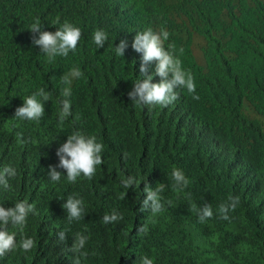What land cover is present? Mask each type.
<instances>
[{
	"label": "trees",
	"instance_id": "trees-1",
	"mask_svg": "<svg viewBox=\"0 0 264 264\" xmlns=\"http://www.w3.org/2000/svg\"><path fill=\"white\" fill-rule=\"evenodd\" d=\"M36 18L42 31H56L59 25L51 24L56 19L79 27L76 50L50 63L32 43L39 33L28 28ZM148 28L169 32L164 47L171 45L182 68L192 74L198 100L182 88L176 89L180 98L167 107L140 106L125 98L126 80L141 62L131 41ZM97 29L108 36L98 49L92 40ZM121 39L128 47L124 56H117L114 46ZM154 67V62L149 65L150 73ZM73 68L83 75L72 79L67 97L71 115L60 125L57 114L66 87L62 77ZM159 80L157 76L153 82ZM40 88L51 93L43 102L44 116L23 122L7 117L9 130L0 128L4 136L23 141L30 170H41L49 158L58 165L56 149L73 131L95 136L104 145L103 164L92 179L81 175L63 184L80 196L97 193L122 201L116 209L126 212L124 203L132 202L135 192L146 195V184L153 190L163 184L170 199V171L180 169L195 191L190 198L181 197L182 209L207 203L213 217L200 223L195 214L179 221L184 224L180 230L188 233L183 242L164 248L181 249L168 264L183 257L264 264L249 247V240L258 236L264 243V0H0L1 100L7 106L8 98L23 99ZM128 176L139 186L124 188L121 180ZM229 197H238L239 203L228 213L230 219L223 220L219 205ZM161 212L154 227L163 220L168 224L166 213L173 217L169 207ZM83 226L91 234L98 230L94 220Z\"/></svg>",
	"mask_w": 264,
	"mask_h": 264
},
{
	"label": "clouds",
	"instance_id": "clouds-1",
	"mask_svg": "<svg viewBox=\"0 0 264 264\" xmlns=\"http://www.w3.org/2000/svg\"><path fill=\"white\" fill-rule=\"evenodd\" d=\"M51 24L59 25L56 31H42V24L39 18L30 25L28 30L32 33H39L38 38L33 35L32 43L38 45L41 52L47 55L48 61L51 63L56 57H67L69 52H74L81 39V30L69 22L60 24L59 19L54 20ZM169 38V32L161 29L159 32H154L151 28L142 32H136L131 41V48L140 53L139 71H135L133 77L136 81L132 82V89L127 93L131 101L140 106H161L167 107L174 101L178 100L179 94L177 88L186 89L192 94L193 99L198 100L199 96L195 94V82L192 74L182 68L181 60L173 53L171 45L169 50H166L165 41ZM107 34L100 29H97L92 34L93 43L96 49L104 47L107 41ZM128 47L126 39H121L119 44L114 46V51L117 56H124L125 49ZM183 52V49H180ZM155 63L154 73H149V65ZM83 73L79 68H73L62 77V82L66 85L62 89V96L65 99L60 101L62 107L58 112V123L63 125L64 121L71 115V104L67 97L71 96L72 79L79 78ZM153 75L160 78L159 82H152ZM51 93L40 88L35 93L23 98V104L15 109L14 117L19 120L39 121L44 116V101L50 100ZM8 116L5 110L0 112V128L1 130H9V125H4V121ZM18 139L22 134H17ZM4 135L0 131V140ZM5 142L9 145V149L17 146L18 142L12 135L5 136ZM22 142V141H21ZM104 145L97 141L95 136H85L79 131H73L67 135V139L56 149V156L59 157V163L56 166L49 165L48 175L53 182H58L61 179L62 173L57 171L61 168L66 172L68 182L72 183L81 175L86 179H92L96 173L98 165L103 164L101 153ZM16 170L11 166H5L0 169V187L9 188V178L15 177ZM171 177L174 181V187L181 190L182 198H190L185 189L189 181L184 176L180 169H173ZM123 187L128 189L130 186H136V180L132 176L121 180ZM164 185L161 184L153 190L147 184L143 191L146 193L135 192L132 198V204H139L141 211L150 210L153 214H157L163 210L160 193L164 191ZM140 194V196H139ZM126 195V193L124 194ZM201 196V193H197ZM139 196V197H138ZM138 197V198H137ZM123 198V196H121ZM136 198L135 200H133ZM239 203L238 197H229L226 203L219 205L220 218L229 220L228 213L234 211ZM171 205V202L168 203ZM62 207L67 212L69 222L80 220L84 215L83 201L79 198L69 196ZM34 205L26 201H18L14 207L4 208L0 206V264H27L21 260L12 262L9 253L17 247L15 233L8 231V226L13 225L23 228L26 224L27 217L30 213L35 214ZM193 212L198 216L200 223H204L206 219L213 217V211L209 204H204L202 207H193ZM123 219L122 215L113 212L105 214L102 217L104 223H113ZM146 234L147 227L141 226L135 229L134 223H130L121 234V244L108 245L109 260L113 262L118 259L119 264H126L125 258L137 250L138 234ZM170 228L164 222L155 226L149 233L150 239H145L144 250H157L162 246L168 235ZM59 240L66 244L67 234L60 232ZM86 237L77 235L71 246L66 248V251L81 256L85 253L81 252L86 242ZM35 241L31 238H25L20 241L19 247L24 251H30L34 247ZM74 264H80V259H75ZM140 264H153V260L147 256L141 257Z\"/></svg>",
	"mask_w": 264,
	"mask_h": 264
},
{
	"label": "bare ground",
	"instance_id": "bare-ground-1",
	"mask_svg": "<svg viewBox=\"0 0 264 264\" xmlns=\"http://www.w3.org/2000/svg\"><path fill=\"white\" fill-rule=\"evenodd\" d=\"M156 77L154 75L153 80H156ZM134 81L136 79L132 77L127 79L125 83L124 96L130 103L133 102L127 93L132 89V82ZM2 94H0V112L5 110L8 117L17 119L14 117V112L18 106L23 104V99L19 96L8 98L6 106V99L1 100ZM19 121L23 122V120ZM17 144L13 149H9V145L5 142V136L0 140V169L11 166L16 170L15 177L8 180L9 188L0 187V206L9 208L14 207V204L18 201H26L34 205L36 211L35 214H29L23 228L13 225L8 226V231L15 233L17 243V247L8 252L12 262L23 260L27 264H74L75 259L78 258L80 264H119L118 259L113 262L109 260L108 245H120L121 234L130 223H134L136 231L141 226H146L147 232L146 234L137 232V250L124 259L126 264H140V259L144 256L151 258L153 264H168L172 257L181 250L164 251L167 245L174 244L176 240L183 242L188 232L180 230L184 224L179 221H189L196 214L191 210L184 211L182 209L180 189L174 187L170 199H168L170 194L168 190L160 193L161 203L162 198L167 200L168 203L171 202V205H168V203L163 204L164 207L170 208L174 217L166 213L165 218L168 224H165L163 220L171 232L165 243L157 250H144L145 239L153 230L154 224L162 212L153 214L150 210L141 211V206L132 204L131 201L124 203V206H128L129 210L123 212L116 209L118 206L116 203H122V201H116L105 194L94 193L91 196H80L63 184L64 181H68L63 169L57 168V171L62 173L58 182H53L50 179L48 175L49 165H57L52 163L50 158L48 161L45 160L44 167L41 170H30L28 163L31 159L26 153L25 144L23 141ZM185 189L189 195L195 193L194 190L189 188V183ZM69 196L83 201L84 215L78 221L69 222L67 212L62 207ZM113 212L122 215L121 223H104L102 220L103 215H110ZM215 214L217 215L216 212ZM91 220H94L98 227L95 234L89 233L83 226L85 221ZM60 232L67 234L66 244L59 240L58 234ZM78 234L87 238L84 247L81 249V252L85 253L83 256L66 251V248L71 246ZM25 238H31L35 241L34 247L30 251H24L19 247L20 241ZM249 247L264 260V243L259 236L249 240ZM177 262L178 264L218 263L199 262L188 257L178 258Z\"/></svg>",
	"mask_w": 264,
	"mask_h": 264
},
{
	"label": "rangeland",
	"instance_id": "rangeland-1",
	"mask_svg": "<svg viewBox=\"0 0 264 264\" xmlns=\"http://www.w3.org/2000/svg\"><path fill=\"white\" fill-rule=\"evenodd\" d=\"M262 130H263V132H264V127H262Z\"/></svg>",
	"mask_w": 264,
	"mask_h": 264
}]
</instances>
